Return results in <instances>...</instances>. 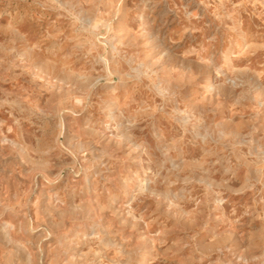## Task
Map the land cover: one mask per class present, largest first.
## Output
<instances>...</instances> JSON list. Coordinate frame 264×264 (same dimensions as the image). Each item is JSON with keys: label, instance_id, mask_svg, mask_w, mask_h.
Here are the masks:
<instances>
[{"label": "rangeland", "instance_id": "rangeland-1", "mask_svg": "<svg viewBox=\"0 0 264 264\" xmlns=\"http://www.w3.org/2000/svg\"><path fill=\"white\" fill-rule=\"evenodd\" d=\"M0 264H264V0H0Z\"/></svg>", "mask_w": 264, "mask_h": 264}]
</instances>
